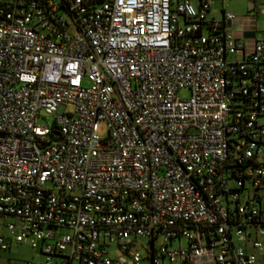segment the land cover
Segmentation results:
<instances>
[{"label":"built area","instance_id":"obj_1","mask_svg":"<svg viewBox=\"0 0 264 264\" xmlns=\"http://www.w3.org/2000/svg\"><path fill=\"white\" fill-rule=\"evenodd\" d=\"M212 2L0 0V255L264 264V31Z\"/></svg>","mask_w":264,"mask_h":264},{"label":"rangeland","instance_id":"obj_2","mask_svg":"<svg viewBox=\"0 0 264 264\" xmlns=\"http://www.w3.org/2000/svg\"><path fill=\"white\" fill-rule=\"evenodd\" d=\"M212 15H215L217 18L220 17L219 12L222 7L226 11L232 12L236 17L244 16L248 13V9L251 8V4H255L254 12H257L258 21H257V35H260L264 31V14L258 12V10L264 9V0H213ZM188 96L187 90H182L179 92L180 98H185ZM71 107L68 106L67 110H70ZM52 117H44L42 114L37 120V124L44 125L49 124L52 121ZM97 135L99 137H104L106 134V125L103 122L97 124L96 128ZM41 261V258L38 255L36 250H33L29 244L26 245H12L9 251L3 252L0 255V264H38ZM167 264V262H164Z\"/></svg>","mask_w":264,"mask_h":264},{"label":"crops","instance_id":"obj_3","mask_svg":"<svg viewBox=\"0 0 264 264\" xmlns=\"http://www.w3.org/2000/svg\"><path fill=\"white\" fill-rule=\"evenodd\" d=\"M214 2V1H213ZM213 3L211 4V9H210V16H213L217 18L215 15H212L213 11ZM255 9V4H251V8L248 9V13L244 16L241 17H236L235 20L233 21V34L235 38L240 39L243 38V32L248 31V30H254L257 34V21H258V16L257 12H254L253 10ZM259 13L264 14V9L258 10ZM217 13L220 14V11ZM232 13V12H231ZM220 18V17H219ZM246 39V44L248 48L252 46L253 44V39L252 38H244ZM258 264H263L262 259L259 261Z\"/></svg>","mask_w":264,"mask_h":264},{"label":"water","instance_id":"obj_4","mask_svg":"<svg viewBox=\"0 0 264 264\" xmlns=\"http://www.w3.org/2000/svg\"><path fill=\"white\" fill-rule=\"evenodd\" d=\"M254 32L253 31H248L243 33V38H253L254 37Z\"/></svg>","mask_w":264,"mask_h":264}]
</instances>
